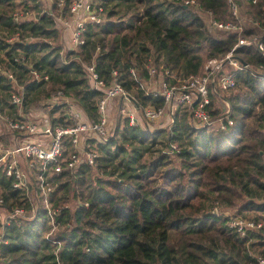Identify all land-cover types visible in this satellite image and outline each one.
<instances>
[{"label": "trees", "instance_id": "16d2710c", "mask_svg": "<svg viewBox=\"0 0 264 264\" xmlns=\"http://www.w3.org/2000/svg\"><path fill=\"white\" fill-rule=\"evenodd\" d=\"M57 2L45 9L40 0H0L4 122L48 114L53 125H73L72 104L87 121H96L103 92L91 86L88 64L105 82L116 69L140 108L160 106L163 97L142 85L149 65L167 84H178L202 72L205 57H223L240 36L264 39V0L243 2L248 13L241 32L216 33L200 12L232 19L227 0H196L197 7L173 0H94L103 8L101 20L87 21L83 42L64 49L54 41L60 35L57 21L70 14L71 0ZM233 54L249 67L236 71L233 88L221 90L229 92L232 124L194 128L188 106L179 105L170 128L151 130L126 117L107 140L87 139L97 152L94 163L82 160L58 173L48 165V181L55 186L47 199L58 209L52 215L57 230L45 235L51 215L44 196L37 195L34 218L4 223L0 264H257L264 257V75L255 68L264 56L253 44ZM131 67L141 81L130 74ZM58 91L66 99L58 98ZM13 93L21 96L20 104L11 101ZM209 95L215 118L221 105L213 107L215 94ZM63 148L66 157L74 151L69 137ZM33 168L37 173L38 164ZM12 182L0 166L4 207L21 206L30 214L33 198ZM227 208L242 216L253 211L252 219L262 226L240 234L228 224Z\"/></svg>", "mask_w": 264, "mask_h": 264}, {"label": "built area", "instance_id": "2783aa9c", "mask_svg": "<svg viewBox=\"0 0 264 264\" xmlns=\"http://www.w3.org/2000/svg\"><path fill=\"white\" fill-rule=\"evenodd\" d=\"M173 1L194 5L195 7L198 6L196 0ZM247 1L249 0H227L228 10L232 19H217L211 11H201L200 14L210 30L241 32L245 21L242 5L243 2ZM57 3L59 6H63L64 0H58ZM69 12L75 24L74 28H71L69 41L75 47L83 42L82 32L85 29L86 22L91 20L100 21L103 8L102 6H96L94 0H71ZM250 44H253L264 56V39L261 35H253L250 38L240 36L238 41L223 57L208 58L203 65L202 72L191 74L183 78L178 84L169 85L164 80H161L160 90L146 92L162 96L164 103L160 106L145 104L141 107L142 117L147 121L155 122L168 115L170 122H173L176 108L179 105H187L194 128L218 123L220 128L225 129L233 122L231 104L226 99L221 98L222 112L219 116L213 118L208 109L210 103L209 93L212 92L217 95L218 91L227 90L235 86L236 71L249 67V64L242 62L239 57L233 54V51L239 46ZM16 59L18 60V58ZM85 69L91 86L103 92L102 98L98 101V119L96 121H83L78 117V113L74 111L72 116L75 119V123L66 126L53 125L48 114H43V117L38 116L39 119L37 117L25 121L5 118L7 128L12 132L14 143L4 145L0 139V166L3 167L6 175L12 177V186L22 190L29 197H31L30 192L32 190H34L36 196L42 194L44 196V205L48 208L51 219L53 213L57 212L58 209L49 207L47 194L54 189L55 184L49 183L48 174L50 175V172L58 173L64 168H75L82 160L90 164L94 163L97 152L87 139L95 137L100 141H105L111 137L107 127L109 101L113 98H119L122 101L134 103L118 80V71L116 69L112 70L111 78L108 82L99 77L93 64L86 65ZM255 69L264 75L263 63H260ZM129 71L133 77L141 81L134 67L129 68ZM157 72L158 69L155 66H148V73L151 77L155 76ZM34 74L35 77H38L37 73ZM9 76L12 77L11 74ZM57 94L58 98L66 99L61 91H58ZM11 101L20 104L22 99L19 94L13 93ZM194 101L195 103L192 104ZM120 110L125 112L126 107L120 105ZM127 118L130 124L137 122V117L133 113H128ZM29 136H33L34 140H28ZM64 137L70 138L74 148V151L67 157L63 153ZM81 137L83 139L80 142ZM35 164H38L39 170L37 173H35L33 168ZM49 164L52 165V171L50 172L47 170ZM34 173L37 174L36 183H33L32 176ZM35 210L36 206L33 203V213ZM26 214V210L21 206H16L13 209L5 208L3 198L0 197V243L3 241L1 229L4 223H8L11 219L23 217ZM228 224L243 235L249 229L262 226V221H256L252 218L232 217L229 219ZM54 241L57 246L60 245V241ZM56 252L57 250L54 251V253ZM257 264H264V257H259Z\"/></svg>", "mask_w": 264, "mask_h": 264}, {"label": "rangeland", "instance_id": "374dc122", "mask_svg": "<svg viewBox=\"0 0 264 264\" xmlns=\"http://www.w3.org/2000/svg\"><path fill=\"white\" fill-rule=\"evenodd\" d=\"M40 1L43 4V8L49 9L52 0H40ZM242 13L245 16H246V13H248V11L244 5H242ZM27 15L31 16L32 14L28 13ZM245 16H244V20H245ZM59 19H58L57 23L59 26L60 35H59L58 41H54V42L62 44L64 49L72 47L69 44L70 43L69 38H70L71 28H74V25H75L74 21L72 20L71 15L69 13H65V15H61V17ZM211 31L213 33L217 32L216 30H211ZM204 56H205V54H204ZM207 59L208 58H206V57L204 58L203 65H204V63H206ZM0 70H2V69H0ZM160 82H161V79H159V76H157V77H154V76L150 77L149 76L146 80L143 81V86H144L146 91H152V90L158 91V90H160ZM228 93L229 92H227V91H223L222 93H221V91H218V94L214 95V98H213L214 102H213L212 106L216 107V106H218V104L221 105V98L226 99L231 104L230 100L225 95ZM123 102L124 103L121 104V101L119 98H113L108 103V107H109L108 115L109 116H108V126L107 127H108V131H109V135L111 134V137L115 134L116 128H118V127L120 128L121 125H123V123H124L123 120H124V118L127 117L128 113H130V114L133 113L137 117L136 123H138L142 127L147 126L151 130L155 129V128H160V127H165V128L169 127L170 128L172 122H170V118L168 115L163 116L159 121H155V122L147 121L142 117L141 108L139 107L138 103H137V105H138V107H137L136 105H134V103L132 104V103H130L128 101H124V100H123ZM120 105H123L126 107L125 112H121ZM44 108L49 109V107H46V106ZM72 109L74 112H78V109L81 110V108L77 104H72ZM36 110H38V111H36ZM36 110H33V112L41 113V111H42L41 109H36ZM31 116L32 115H30V117ZM41 116L43 117L44 115L41 114ZM173 116H175V113ZM38 119H39V117H38ZM190 122H191V118H190ZM194 123H196V122H194ZM191 124H192V122H191ZM112 132H114V133L112 134ZM0 133H3V134H1L0 139L2 140V143L4 145L5 144L9 145V144L14 143V141L12 139V135H11L12 132L10 129L7 128L6 123L2 119H0ZM90 134L94 136V134L92 132H90ZM82 139H83V137H81L80 142L82 141ZM28 140L33 141L34 137L29 136ZM31 192H30L31 199L33 198V203L37 207L40 201H38V199L35 198L36 193L34 194V190H32ZM34 199H35V202H34ZM75 204H76V200H74V199H72L68 203V205H70L71 208L74 207ZM49 207H50V205H49ZM51 209H53V208H51ZM224 212H225V214L230 215L231 217L252 218L251 216L254 215V212L251 210L246 211L244 216L237 213V211L235 209L227 208L224 210ZM23 218H27V219L34 218L33 211H31L30 214H26L25 217H23ZM49 229L50 230L45 233V235H47V236L50 235L55 230H57V226H56V223L54 222L53 217L50 220V228Z\"/></svg>", "mask_w": 264, "mask_h": 264}, {"label": "crops", "instance_id": "0c3cea01", "mask_svg": "<svg viewBox=\"0 0 264 264\" xmlns=\"http://www.w3.org/2000/svg\"><path fill=\"white\" fill-rule=\"evenodd\" d=\"M60 20V19H59ZM70 44V43H69ZM71 45V44H70ZM156 76H159V79H161V80H163V78H162V76H161V73L160 72H158L157 73V75ZM120 101H121V103L123 102L121 99H120ZM78 117L81 119V120H83V121H87V116L86 115H84V113L82 112V111H80L79 109H78ZM37 116L38 114H33L32 116ZM40 116V115H39Z\"/></svg>", "mask_w": 264, "mask_h": 264}, {"label": "water", "instance_id": "95a60500", "mask_svg": "<svg viewBox=\"0 0 264 264\" xmlns=\"http://www.w3.org/2000/svg\"><path fill=\"white\" fill-rule=\"evenodd\" d=\"M130 99H131V100L135 103V105L138 107L136 100H135L133 97H130ZM194 103H195V101H194L192 104H194Z\"/></svg>", "mask_w": 264, "mask_h": 264}]
</instances>
